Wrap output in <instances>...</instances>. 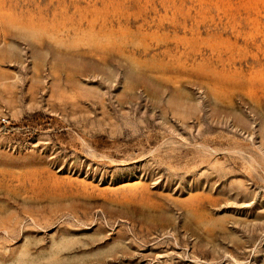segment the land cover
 Returning a JSON list of instances; mask_svg holds the SVG:
<instances>
[{
  "label": "rangeland",
  "instance_id": "rangeland-1",
  "mask_svg": "<svg viewBox=\"0 0 264 264\" xmlns=\"http://www.w3.org/2000/svg\"><path fill=\"white\" fill-rule=\"evenodd\" d=\"M0 264H264V0H0Z\"/></svg>",
  "mask_w": 264,
  "mask_h": 264
}]
</instances>
